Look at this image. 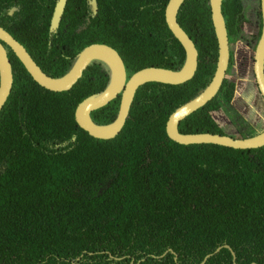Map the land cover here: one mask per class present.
I'll return each mask as SVG.
<instances>
[{
    "label": "trees",
    "instance_id": "obj_1",
    "mask_svg": "<svg viewBox=\"0 0 264 264\" xmlns=\"http://www.w3.org/2000/svg\"><path fill=\"white\" fill-rule=\"evenodd\" d=\"M10 1L0 0L6 2L0 12L16 4L13 17L2 16L24 35L31 24H48L56 3ZM168 1L96 0L89 15L84 0H67L60 23H83L87 13L91 28L81 48L111 46L131 74L178 70L185 54L165 23ZM256 4L254 41L261 30ZM244 11L241 0L222 1L230 44L247 38ZM176 19L198 53L193 78L139 87L124 127L110 140L90 137L75 122L76 106L99 91L86 76L69 91L51 92L12 54L13 84L0 110V264H264V146H185L166 135L169 115L208 85L217 57L208 0H185ZM70 62L56 65L51 77ZM233 86L225 78L178 131L225 135L213 118L220 111L246 124L230 106ZM109 107L97 112L99 125L113 119ZM246 128L234 137L260 132Z\"/></svg>",
    "mask_w": 264,
    "mask_h": 264
},
{
    "label": "water",
    "instance_id": "obj_2",
    "mask_svg": "<svg viewBox=\"0 0 264 264\" xmlns=\"http://www.w3.org/2000/svg\"><path fill=\"white\" fill-rule=\"evenodd\" d=\"M66 1H56L51 17V26L59 24ZM184 1L169 0L164 10L166 26L173 37L180 43L185 54L183 65L178 70L156 67L143 68L134 72L126 81L124 64L117 51L105 44H91L79 53L72 68L66 74L52 78L43 73L25 48L1 27L0 42H3L12 50L15 57L37 85L51 92L69 91L81 77L89 62L94 59L104 62L111 72L109 87L100 94L90 95L82 100L75 108L74 119L79 128L90 137L99 140H110L121 131L134 95L139 87L151 82L180 85L193 78L197 68L198 53L194 43L179 26L176 19L178 10ZM222 1L208 0L212 28L217 43V57L213 76L208 85L197 96L176 108L169 115L165 124V132L171 141L185 146L212 144L240 150L256 149L264 146V128L257 135L244 139L211 133L182 134L178 131L179 123L211 101L225 79L229 64V43L225 21L221 12ZM89 2L93 6V12L96 13L95 0H89ZM259 2L261 30L253 52L252 73L257 91L264 101V0H259ZM12 84L11 65L0 43V110L10 94ZM120 90H122V98L116 118L106 125L95 124L90 118V113L107 105L117 96ZM232 255L234 256V253Z\"/></svg>",
    "mask_w": 264,
    "mask_h": 264
},
{
    "label": "flooded vegetation",
    "instance_id": "obj_3",
    "mask_svg": "<svg viewBox=\"0 0 264 264\" xmlns=\"http://www.w3.org/2000/svg\"><path fill=\"white\" fill-rule=\"evenodd\" d=\"M17 1L18 0H11L10 2L15 3ZM84 1H85V6H86V12H88L89 15H95L96 13L93 12V6L90 4L89 0H84ZM79 2L80 1H78V3L76 5H78ZM95 2H96V0H95ZM5 4H6V2H4L0 6V9H2V7ZM54 8H55V6H54ZM18 11H19V7L16 4H14L13 6L4 10L6 17H13L14 14L17 13ZM96 11H97V2H96ZM3 13L0 12V27L3 30H5L12 38H14L20 45H22L25 48L26 52L33 59L35 64L40 68V70L50 77H51L50 73H54L56 71L55 67L59 63L63 64V63H65V61H68V62L71 61L69 68L64 73V74H66L72 68V66H73L74 62L76 61L79 53L85 47H87L91 44H100V43H91V44H88V45L81 48V45H83V43L85 42V38H86V35L88 33L87 30L89 28H91V25L89 23H87V21L89 19V18H87V13H86V16H84V18H83V20H85V22L80 23V24H76V25L63 24V23L59 22V24L57 26H51V23H50L51 18H50V21L48 24H44V23L31 24L28 26L29 33H25V35L22 32L20 33L17 30V29H20L22 26L17 25V28L16 27L13 28L11 25L7 24V22L3 19V16H2ZM252 14H255V11H253ZM255 21L256 22H254V24L256 25V28H258L257 20H255ZM256 34H257V29H256L255 36H256ZM67 39L72 41V44H63V42L67 41ZM0 43L2 44V46L6 52L7 58L10 62L11 72H12V77H13L12 60H11L13 52L6 44H4L3 42H0ZM228 43H229V64H228L226 76H228L231 69H233L232 67H233V61H234L233 49H231L230 46H233L235 43L230 44L229 41H228ZM245 43H246V46H250L252 44V41L251 42L245 41ZM39 46H44V47L38 49ZM121 59H122V57H121ZM122 61H123V59H122ZM123 64H124V68H125V72H126V81H127L133 73L131 74L129 72L124 61H123ZM63 75H61V76H63ZM61 76H59V77H61ZM84 76H86L85 77V83L87 85L93 86V87H95V89H99V91H97L98 93H95L93 95H97V94L102 93L105 89H107L109 87L110 82H111V72H110L109 67L104 62H102L100 60H96V59L92 60L91 62H89L87 64L86 68L83 70L81 77L78 79V81ZM226 76H225V78H226ZM55 78H57V77H55ZM121 98H122V90H120L118 92L117 96L113 100H111L107 105H105V106H110L109 107V109H110L109 115H107V117L113 118L109 123H111L116 118V116L118 114L120 103H121ZM230 106H231V104H230ZM102 108H100V109H102ZM100 109H97V110L90 113V118L95 124H98L96 122V119L98 118V115L100 114V113H97ZM229 114H231V113L229 112ZM128 116H129V113H128ZM128 116H127V118H128ZM226 116L228 118L227 120H229L228 115H226ZM125 122H126V120H125ZM227 122H226V124H227ZM109 123H107V124H109ZM104 125H106V124H104ZM247 126H248L247 123L241 124V125L239 123H236L235 126L233 127L236 130L234 133L235 137L239 136V132H242L244 129L246 130ZM123 127H124V125H123ZM225 135H227V134H225ZM228 136L235 138L233 135H228Z\"/></svg>",
    "mask_w": 264,
    "mask_h": 264
},
{
    "label": "rangeland",
    "instance_id": "obj_4",
    "mask_svg": "<svg viewBox=\"0 0 264 264\" xmlns=\"http://www.w3.org/2000/svg\"><path fill=\"white\" fill-rule=\"evenodd\" d=\"M245 8L246 23L243 26V33L247 36L244 40L237 41L233 46L234 61L233 69H231L226 79L228 82L233 83V97L231 99V106L235 113L243 118L246 123L258 131L264 128V103L261 99L252 73L253 52L257 40L250 39L249 35L255 37L256 25L253 20V11L256 9L257 0H241ZM245 41H252L250 46H246ZM233 112H231L232 114ZM213 118L221 126L223 132L227 135H234V123L227 120L224 112L213 114ZM228 121V122H227ZM227 122V124H226Z\"/></svg>",
    "mask_w": 264,
    "mask_h": 264
}]
</instances>
